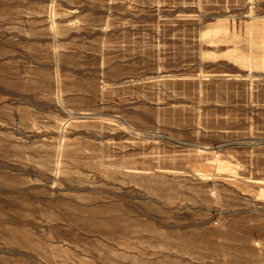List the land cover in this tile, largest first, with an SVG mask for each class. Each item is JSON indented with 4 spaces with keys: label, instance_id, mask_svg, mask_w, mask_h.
<instances>
[{
    "label": "rangeland",
    "instance_id": "obj_1",
    "mask_svg": "<svg viewBox=\"0 0 264 264\" xmlns=\"http://www.w3.org/2000/svg\"><path fill=\"white\" fill-rule=\"evenodd\" d=\"M0 264H264V0H0Z\"/></svg>",
    "mask_w": 264,
    "mask_h": 264
}]
</instances>
